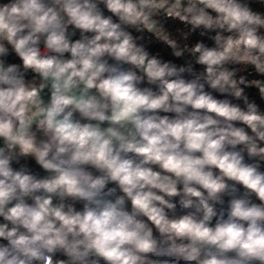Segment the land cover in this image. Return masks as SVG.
I'll return each mask as SVG.
<instances>
[{
	"label": "clouds",
	"instance_id": "clouds-1",
	"mask_svg": "<svg viewBox=\"0 0 264 264\" xmlns=\"http://www.w3.org/2000/svg\"><path fill=\"white\" fill-rule=\"evenodd\" d=\"M0 264H264V0H0Z\"/></svg>",
	"mask_w": 264,
	"mask_h": 264
}]
</instances>
